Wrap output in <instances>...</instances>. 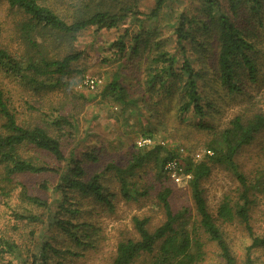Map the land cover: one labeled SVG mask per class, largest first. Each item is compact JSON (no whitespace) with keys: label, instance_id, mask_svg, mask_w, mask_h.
<instances>
[{"label":"trees","instance_id":"trees-1","mask_svg":"<svg viewBox=\"0 0 264 264\" xmlns=\"http://www.w3.org/2000/svg\"><path fill=\"white\" fill-rule=\"evenodd\" d=\"M0 3L17 16L19 44L13 51L0 41L5 75L37 93L58 88L75 93L77 67L85 59L77 46L80 38L90 29L112 32L114 38L98 49L100 65L117 63L97 94L101 102L123 113L139 108V120L148 122L142 138L154 135L149 122L165 121V129L180 133L184 128L193 153L206 148L196 160L161 142L143 147L133 142L124 163L104 166V147L71 148L80 132L85 140L91 136L81 130L78 112L64 103L43 109L28 104L31 120L26 119L0 80V264H73L84 257L98 234L95 206L114 207L116 192L107 181L115 180L126 200H137L150 194L138 181L144 169L157 182L151 187L164 220L151 228L150 217L134 216L136 235L118 240L111 264H264V230L259 233L253 223L264 195V162L247 172L239 163L241 151L264 132V109L252 104L224 126L216 124L223 93L240 95L263 75L264 0H195L191 5L152 0L151 7L145 0ZM162 14L169 28H147ZM139 55L145 62L136 84L129 74L141 67ZM169 162L188 176L193 211L172 206ZM215 166L230 171L238 183L214 213L201 184ZM231 228L239 230L240 246L230 237Z\"/></svg>","mask_w":264,"mask_h":264},{"label":"rangeland","instance_id":"rangeland-1","mask_svg":"<svg viewBox=\"0 0 264 264\" xmlns=\"http://www.w3.org/2000/svg\"><path fill=\"white\" fill-rule=\"evenodd\" d=\"M182 1L183 5L195 3V0ZM151 2L152 0H145L146 6L151 7ZM16 19L17 16H12L7 7L0 3V41L8 45L13 51H17L19 47L18 39L16 38L17 34L14 30V21ZM167 22V17L162 14L157 22H151L149 26L147 24V28L153 29L156 27L161 28V30L164 27L169 28ZM163 33L167 35L169 33L168 29ZM114 36L115 34L112 32L90 29L80 38L77 46L84 51L85 59L77 67L80 69V73L75 87V93L62 88L37 93L33 89L24 86L20 81L5 75L1 70L0 80L4 85L5 91L13 98L14 105L26 119L31 120L28 104L43 109L45 105L48 106L50 103H54V105L64 103L68 105L70 110L78 112L82 124L81 130H88V134L91 136L85 140L81 135L82 132H80L79 136L72 142L71 148L74 146L83 148L104 147L101 156L104 166L109 161L124 163L125 154L129 151L128 149L133 142L142 147L154 143V141L161 142L171 148L177 147L183 156L192 155L196 160L199 159L205 153L206 148H199L200 152L198 153L190 151L185 144L188 141L183 134L186 133L184 128H181V132L178 133L171 128L165 129V121L160 122L158 120L159 123H157V120L154 122L151 121L149 123L154 130L153 137L147 136L142 138V132L148 126V122L139 120L137 116L139 108L127 110L123 113L113 103L101 102V98L97 94L103 85L111 80L117 63L111 66L100 65L97 59L99 57L98 49L101 45H107L108 41L113 39ZM144 58V55H139L137 62L141 64V67L130 69L131 73L129 77L134 79L133 81L136 84L135 77L141 76L143 78ZM135 60L136 58L132 59L130 66H133ZM90 80L94 81V87H90V84H88ZM95 80L97 83H95ZM80 93L84 94V98L78 97ZM263 96L264 72L260 81L254 85L247 86L245 91L240 95L232 97L225 92L223 93L222 98H220L222 108L221 112L216 114V124L219 127L224 126L235 114L248 108L252 104H256L264 109ZM141 111L146 116H149V112H146L145 108H142ZM114 123L116 127H113ZM178 135H180V139ZM175 139L180 141H176ZM239 160V163L242 164V169L246 172L254 169L259 163L264 162V132L252 145L245 147L241 151ZM140 174L142 178H139L138 181L142 182L144 188L148 187L150 194L137 200H126L118 191V184L116 185L115 180L111 181L109 179L107 181V183L111 184L110 189L116 192V197L113 199L114 207L109 209L107 205L103 207L99 205L95 206L96 211L99 212L95 213L96 216L93 220V223L97 226L96 232L98 233L97 236L95 235L94 246L83 250L86 255L82 258H74V261H76L73 264H111L113 252L115 251L118 240L123 237L136 235L132 223L134 216L150 217L151 228L164 220V212L159 207L156 199L155 188L158 185L153 174L148 169H144ZM171 177L174 179L171 178L173 182L169 181L172 187H174V192L171 197L173 208L179 210L188 207L193 211V200L188 178L181 177L180 180H176L175 177ZM237 183L235 176L230 171L221 166H215L213 168L211 174L201 184L208 207L212 212L215 213L218 203L225 194H235ZM153 184H155L154 189L151 187ZM259 197L258 204L253 211V223L257 231L263 233L264 195L261 194ZM0 214L2 213L0 212ZM82 215L85 216L86 213L82 212ZM239 233L237 228L230 229V237L234 238L236 246H240L241 242V235ZM208 256L210 258L214 257L212 253L208 254Z\"/></svg>","mask_w":264,"mask_h":264},{"label":"built area","instance_id":"built-area-1","mask_svg":"<svg viewBox=\"0 0 264 264\" xmlns=\"http://www.w3.org/2000/svg\"><path fill=\"white\" fill-rule=\"evenodd\" d=\"M94 81L93 80H90L88 84H90V87H94ZM166 168L168 170H171L172 173H171V176L175 177L176 180H180V178L182 177H186L188 178V176H184L182 174H179L180 170H178L177 166H176V163L175 162H169L167 165H166Z\"/></svg>","mask_w":264,"mask_h":264}]
</instances>
